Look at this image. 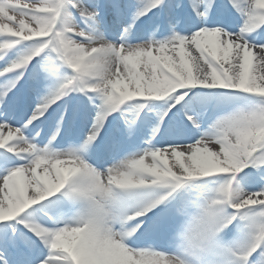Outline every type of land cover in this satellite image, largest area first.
Returning a JSON list of instances; mask_svg holds the SVG:
<instances>
[{
	"label": "snow or ice",
	"instance_id": "1",
	"mask_svg": "<svg viewBox=\"0 0 264 264\" xmlns=\"http://www.w3.org/2000/svg\"><path fill=\"white\" fill-rule=\"evenodd\" d=\"M0 60V264H264V0H0Z\"/></svg>",
	"mask_w": 264,
	"mask_h": 264
},
{
	"label": "bare ground",
	"instance_id": "2",
	"mask_svg": "<svg viewBox=\"0 0 264 264\" xmlns=\"http://www.w3.org/2000/svg\"><path fill=\"white\" fill-rule=\"evenodd\" d=\"M19 116H22V113H20ZM19 116H18V118H19ZM82 125L84 126V123H83V122H82ZM44 127H49V126L46 125V126H44ZM70 134H71V132L69 131L67 138H72V137H70ZM71 136H72V134H71ZM58 139H59V138H58Z\"/></svg>",
	"mask_w": 264,
	"mask_h": 264
},
{
	"label": "rangeland",
	"instance_id": "3",
	"mask_svg": "<svg viewBox=\"0 0 264 264\" xmlns=\"http://www.w3.org/2000/svg\"><path fill=\"white\" fill-rule=\"evenodd\" d=\"M4 63V61L0 60V65H2ZM70 95H73V94H70ZM53 107H55V105H53ZM109 119H111V117H109ZM85 131V126H84V129L82 130V132Z\"/></svg>",
	"mask_w": 264,
	"mask_h": 264
}]
</instances>
